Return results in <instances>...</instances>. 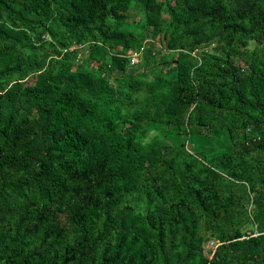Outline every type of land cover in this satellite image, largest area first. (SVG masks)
<instances>
[{
	"label": "trees",
	"instance_id": "obj_1",
	"mask_svg": "<svg viewBox=\"0 0 264 264\" xmlns=\"http://www.w3.org/2000/svg\"><path fill=\"white\" fill-rule=\"evenodd\" d=\"M0 264H264V0H0Z\"/></svg>",
	"mask_w": 264,
	"mask_h": 264
},
{
	"label": "built area",
	"instance_id": "obj_2",
	"mask_svg": "<svg viewBox=\"0 0 264 264\" xmlns=\"http://www.w3.org/2000/svg\"><path fill=\"white\" fill-rule=\"evenodd\" d=\"M129 53H130V61L131 62H136L137 61V53L136 52H130L129 51ZM216 244L217 243H215V242H212V241H209L207 244H206V247L208 248H211V250L216 246Z\"/></svg>",
	"mask_w": 264,
	"mask_h": 264
},
{
	"label": "rangeland",
	"instance_id": "obj_3",
	"mask_svg": "<svg viewBox=\"0 0 264 264\" xmlns=\"http://www.w3.org/2000/svg\"><path fill=\"white\" fill-rule=\"evenodd\" d=\"M204 254H205V251H204Z\"/></svg>",
	"mask_w": 264,
	"mask_h": 264
}]
</instances>
